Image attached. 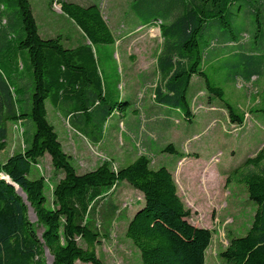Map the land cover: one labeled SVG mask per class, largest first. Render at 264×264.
<instances>
[{
    "label": "trees",
    "instance_id": "trees-1",
    "mask_svg": "<svg viewBox=\"0 0 264 264\" xmlns=\"http://www.w3.org/2000/svg\"><path fill=\"white\" fill-rule=\"evenodd\" d=\"M60 5L87 43L66 48L60 36L44 39L29 0H0V151L7 146V124L18 123L22 129L21 150L0 161V264H46V251L51 264H104L95 247L108 238L107 225L116 212L110 197L122 181L139 191L145 204L133 213L125 230L142 264H204L202 246L211 231L187 222L191 209L167 167H152L151 157L141 153L124 167L113 168L105 160L78 173L63 149L47 118L46 100L93 143H99L104 122L128 101L109 100L99 69L101 53L96 46L116 41L100 6L68 1ZM129 9L139 26H159V83L152 93L158 106L179 109L191 120L187 93L193 76H198L206 91L222 101L229 122L241 125L245 112L239 113L225 99L223 87L212 83L205 69L230 56L236 59L230 79L241 76L249 82L258 75L264 55L243 44L245 32H233L231 25L243 10L254 16L262 34L264 0H131ZM162 151L178 152L171 143ZM45 154L59 176L49 202L44 193L47 178L29 177L32 165ZM234 178L246 186L256 211L246 234L231 238L220 257L223 264H264V144L229 172L225 185ZM29 206L36 222L29 218Z\"/></svg>",
    "mask_w": 264,
    "mask_h": 264
},
{
    "label": "rangeland",
    "instance_id": "rangeland-1",
    "mask_svg": "<svg viewBox=\"0 0 264 264\" xmlns=\"http://www.w3.org/2000/svg\"><path fill=\"white\" fill-rule=\"evenodd\" d=\"M29 1L38 33L44 39L60 36L66 48L87 43L78 26L61 11V1L82 6L98 4L116 39L114 44L96 46L101 53L99 69L109 92V100L128 101V104H122L104 122L99 143H93L72 130L46 100L47 118L63 143V149L71 155L77 172L93 170L105 160L111 162L113 168L124 167L144 152L154 162L152 167L165 166L173 171L180 158L179 153H187L191 162L185 163V169L188 163L195 166L191 193L199 204L198 211L190 208L192 214L187 222L198 229L211 231L202 246L205 251L204 264H223L220 252L231 238L246 234L256 211V204L249 199L243 183L235 178L227 186L225 182L231 170L240 166L246 158L254 156L264 144V64L258 75L249 82L241 76L229 78V74L236 69L233 65L236 62L234 57L224 56L205 69L211 82L223 87L225 99L239 113L246 112L245 121L241 125L229 122L222 101L206 91L201 77L193 76L187 93L193 117L186 120L179 109L167 107V113L170 114L169 127L166 131L157 132L151 125V117L145 114L153 111L151 104L158 106L152 93L159 83L156 68V56L162 40L159 26H139L129 9L131 0ZM238 14L231 25L233 32L235 29L245 32L242 34L243 44L264 55V31L262 34L257 32V22L253 15L248 16L243 10ZM135 102L141 112L138 118L143 124L137 132L127 130ZM210 105L215 108H209ZM121 113H125L124 116ZM16 127L18 133L12 136L19 145L22 138L19 125ZM168 143L173 144L178 152L162 151L161 148ZM10 144L0 151L1 162L11 154ZM143 145L149 146L146 148ZM205 165H209L210 169L206 172L203 184L199 175ZM41 175L47 178L44 193L49 202L52 186L59 177L51 165L49 154L39 158L38 163L31 167V179ZM178 193L181 195L180 190ZM110 199L116 212L109 219V225L106 224L108 238L96 245V253L104 264H142L140 253L126 237L125 230L133 213L145 206L143 196L126 181H122L113 190ZM182 199L186 203L183 195ZM28 214L30 220L36 222L30 206ZM37 233H41L40 226H37ZM51 261L52 257L46 251V264H51Z\"/></svg>",
    "mask_w": 264,
    "mask_h": 264
},
{
    "label": "crops",
    "instance_id": "crops-1",
    "mask_svg": "<svg viewBox=\"0 0 264 264\" xmlns=\"http://www.w3.org/2000/svg\"><path fill=\"white\" fill-rule=\"evenodd\" d=\"M138 103L139 102H137V104ZM151 106L153 108V111L148 113V114H153V118H151V120L153 121V124H151V125L154 126V129L157 130V132L159 130H161L162 132L164 130L166 131L168 129V127H169V124H170L169 123L170 122V119H169L170 118V114L167 113L168 110L167 109L166 110L162 109L161 107L154 106L152 104H151ZM151 106H150V108H151ZM137 107L138 106L136 105V102H135V105L133 107V109H135V112L132 113L133 115L128 119V128H127V130H136V132H137L138 130L140 131L142 126H143L142 122L138 118L141 115V112H140V109H138L139 107L138 108ZM209 108H213L214 109L215 107L210 105ZM155 109H158V110H155ZM209 110H212V109H209ZM162 111H164V112H162ZM225 112H226V110H225ZM148 114L147 113L145 114L146 117H147ZM245 114H246V112L244 113V121H245ZM16 125H18V123H11V127L9 126V123L7 124V131H8L7 132V146H8L9 143H11L10 144L11 148H12L11 149V154L13 152L21 150V148H22V146H21L22 145V139H21V143L19 142L20 144L18 145V141L17 140L15 141V139L12 136V135H16L18 133V128L16 127ZM21 130L22 129L20 128V130H19L20 136H21ZM72 130H74V129L72 128ZM76 133L79 134L78 132H76ZM10 139H11V142H10ZM143 146L147 148L149 145L148 146L147 145H143ZM144 153H146V152H144ZM195 155L197 156L196 153H195ZM44 157H45V155H44ZM187 161L191 162V161H189V159L187 157V153H185V154L182 153V156H180V158L177 160L176 165L173 168V171L170 170V172L172 173V175L174 177V180H175V182L177 184L178 190H180V192H181V195L179 193L178 194L180 195L181 199H182V195H183V197H185V201H186L187 204L182 199V201L184 202L185 206L188 207V208H191L193 211H195V210L198 211L199 210V204L197 203L198 199H195L194 196L191 193L192 185H194V183H192V180H193V176H194V167L195 166L193 164L190 165V163H188L187 164L188 168L185 169V163H187ZM152 163L154 164L153 161H152ZM155 164H157V163L155 162ZM209 169H210L209 165H205L202 168V170H201L204 174L201 172L199 177L200 178L202 177L201 178V182L203 184L206 181L205 180L206 179L205 176H206V172ZM190 172H192V173H190ZM135 191H137V190H135ZM137 192H139V191H137Z\"/></svg>",
    "mask_w": 264,
    "mask_h": 264
},
{
    "label": "water",
    "instance_id": "water-1",
    "mask_svg": "<svg viewBox=\"0 0 264 264\" xmlns=\"http://www.w3.org/2000/svg\"><path fill=\"white\" fill-rule=\"evenodd\" d=\"M15 188H16V191L18 192V187L17 186H15ZM19 193V192H18Z\"/></svg>",
    "mask_w": 264,
    "mask_h": 264
},
{
    "label": "bare ground",
    "instance_id": "bare-ground-1",
    "mask_svg": "<svg viewBox=\"0 0 264 264\" xmlns=\"http://www.w3.org/2000/svg\"><path fill=\"white\" fill-rule=\"evenodd\" d=\"M20 192V191H19ZM20 194H22L21 192H20ZM22 196H24L23 194H22Z\"/></svg>",
    "mask_w": 264,
    "mask_h": 264
}]
</instances>
